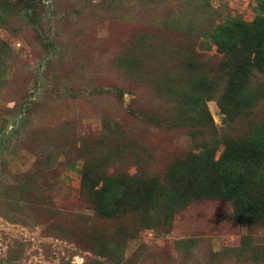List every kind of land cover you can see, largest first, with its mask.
Instances as JSON below:
<instances>
[{
  "label": "rangeland",
  "instance_id": "rangeland-1",
  "mask_svg": "<svg viewBox=\"0 0 264 264\" xmlns=\"http://www.w3.org/2000/svg\"><path fill=\"white\" fill-rule=\"evenodd\" d=\"M261 15L0 0V264H264Z\"/></svg>",
  "mask_w": 264,
  "mask_h": 264
},
{
  "label": "trees",
  "instance_id": "trees-1",
  "mask_svg": "<svg viewBox=\"0 0 264 264\" xmlns=\"http://www.w3.org/2000/svg\"><path fill=\"white\" fill-rule=\"evenodd\" d=\"M258 6L264 10V0H257ZM237 27L239 28V33L236 36H240L244 39H256V43L254 45V53H255V62L260 63L262 67H264V15H261L259 17H256L252 22L249 23H243L237 21L234 24V31H229V36H235V31H237ZM225 38H227V32L225 34H222L219 39H217L219 46L223 42H225ZM118 93L121 95L122 92L118 91ZM231 102H221L222 110L224 112H227L230 114V105Z\"/></svg>",
  "mask_w": 264,
  "mask_h": 264
}]
</instances>
